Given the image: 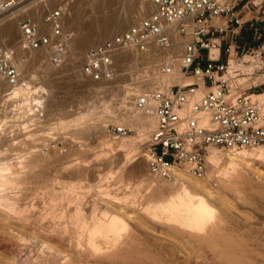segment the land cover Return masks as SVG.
<instances>
[{"label":"rangeland","instance_id":"rangeland-1","mask_svg":"<svg viewBox=\"0 0 264 264\" xmlns=\"http://www.w3.org/2000/svg\"><path fill=\"white\" fill-rule=\"evenodd\" d=\"M146 2L147 0H30L15 12L13 26L11 25L14 32L12 36H0V52H16L19 49L16 41L20 20L30 15L39 16L44 10L59 3L68 5L64 29L71 36L66 62L60 66H51L43 61V54L24 51L30 52L29 55L34 58L29 57V64L21 68V80L34 75L32 84L34 82L47 91L46 108L50 109V113L46 109V117L38 134L28 132L26 137L18 134L0 139V146L7 148L5 152L0 150L7 155L2 163L8 165L9 162H19L21 168L15 174L8 175L15 178V181L5 193L7 198L17 199L18 212L6 211L0 207V264H98L75 256L76 250L86 247L89 232H80L70 220V215L76 210L81 211L90 222L100 214L103 205L120 215L127 214L130 217L127 220V233L123 236L130 240V246L124 251L130 252L129 255L136 263L129 264H222L215 259L217 254L208 253L205 245L194 241L191 235L168 231L164 222H156L145 215L143 207L147 202L155 200V194L159 192L155 187L158 179L147 175L143 152L148 135L140 140L135 139L137 132L129 126L126 127L133 132L118 138H111L104 132L107 123L123 124L126 115L137 113L132 106L131 94L138 85L141 90L156 89L158 86L166 89L180 81L187 82L179 58L180 46L177 53L168 52L169 49L151 50L157 51L160 58L146 63V53H119L118 75L112 81L92 82L76 71L89 46L147 15L149 11L146 8L145 13H142ZM132 10L134 13H130ZM126 15L127 25L117 26L111 32L96 36L110 20L119 17L124 19ZM177 38L178 41L175 40L173 44L180 43L179 37ZM204 56L201 51L199 57L204 59ZM163 57L166 60L162 62ZM128 58H134L138 66L143 64L149 69L145 79L137 80L135 84L129 83V67L126 64ZM253 67L254 64L248 68L242 66L243 70ZM37 86L34 88L38 89ZM26 94L28 98L32 90H27ZM252 96L264 104V90ZM58 117L66 123L80 117V122L75 128L64 125L58 129L55 128ZM50 130L64 139L67 144L66 153L59 154L52 150L48 153L25 152V138H32L33 143L39 140L41 142L49 135L46 131ZM121 142L129 144L126 151L117 150V145ZM133 147L139 148L138 151L134 152ZM215 149L222 158V154L229 150L244 151L233 148ZM134 164L141 168L140 174L131 171ZM261 164L262 162L259 164L260 168ZM206 167L208 184L217 189L216 173L210 174L208 161ZM139 175L148 178L149 183L136 186ZM222 194L223 201L213 200L210 203L214 210L210 227L216 230L215 241L231 253L238 254L243 261L264 264V182L257 184L249 174L241 183L240 193L224 191ZM54 196L58 197L56 209L63 214V218L59 220L47 214L48 209L44 204ZM43 242L50 249L45 248Z\"/></svg>","mask_w":264,"mask_h":264},{"label":"built area","instance_id":"built-area-1","mask_svg":"<svg viewBox=\"0 0 264 264\" xmlns=\"http://www.w3.org/2000/svg\"><path fill=\"white\" fill-rule=\"evenodd\" d=\"M26 1L0 0V15ZM147 1L151 6L147 15L89 46L76 71L92 82L112 81L118 75V53L134 55L166 50L179 37L182 72L189 81L164 90L144 89L131 94L134 109L155 119L143 152L148 174L173 180L175 168L182 167L192 176L202 178L207 170L208 146L220 149L264 146V104L252 96L264 90V0ZM67 14V3H59L39 16L24 17L18 25V45L40 51L43 61L51 66L64 64L71 36L64 29ZM201 51L204 59L199 57ZM250 59L255 61L254 67L243 70L242 66L249 65ZM126 64L129 83L147 77L149 69L138 66L134 58H128ZM22 77L12 52L0 53L2 137L28 132L36 135L46 117L45 89L32 93L23 106L12 103L14 88L24 83ZM20 122L24 125L18 126ZM47 132L44 141L33 143L32 138L25 141L32 151L65 153L64 139L51 130ZM104 132L118 138L133 130L122 123H107ZM261 168L264 172V161Z\"/></svg>","mask_w":264,"mask_h":264},{"label":"bare ground","instance_id":"bare-ground-1","mask_svg":"<svg viewBox=\"0 0 264 264\" xmlns=\"http://www.w3.org/2000/svg\"><path fill=\"white\" fill-rule=\"evenodd\" d=\"M29 1L30 0H27L26 2L18 5L17 7L0 15V36H9V37L12 36V34L14 33L12 30V26H13L12 22L14 20L15 12L19 11L20 8L26 6V4ZM144 8H146L147 11L151 9V6L148 3V1L144 3L142 13H145ZM130 13H134V11L132 10ZM127 19H128V15H126L124 19L122 17H119V19L113 18L106 26L102 27L96 33V36H101L109 31L111 32L117 26L124 27L128 23ZM17 42L18 41H16V46L21 50L16 49L18 51L16 52L14 51L16 55V59L13 58L14 56L13 50L3 51V52H7V53L12 52V59L16 64L19 65L20 69L21 68L23 69L24 65L29 64V57L34 58L33 56L31 57L29 55L30 52L26 53L24 51H31L34 53L42 54L40 51L22 49ZM179 46L180 43L173 44V46L169 48V50L167 51L168 52L171 51L172 53H177V49ZM146 54L147 57L144 60L145 63L146 61H154V60L157 61L160 58V55L157 53V51H150L147 52ZM117 55H116V61H117ZM250 60L251 63L243 67L248 68L252 64L255 65V61L253 59ZM142 65L143 64H140V66ZM141 70L143 69L141 68ZM138 71H140V69ZM34 78H35L34 75H30L28 76V78H26V80H22L24 81L23 84L19 83L14 88L12 103H14L15 106L20 107L26 104L25 102L27 101V94H26L27 90L31 89L32 93H34L38 89H43L40 88V85L38 86L35 85L34 82L32 84V80ZM185 79L187 80V82L189 81L187 78ZM178 84H183V83L180 81ZM34 86H37L38 89H35ZM135 89L136 91H140L141 86L138 85ZM156 89L164 90L165 87L158 86ZM197 92L198 94H200L202 90L199 89ZM49 110L48 112L50 113ZM59 117L58 119L56 118L57 120L55 122V128L58 129L59 127L60 128L64 127V125H69L68 127L70 128L77 127L80 122L79 118L82 116L76 117L72 120L68 119L69 120L68 123L62 121L61 119H59ZM123 121H124L123 124L125 126H129L137 132V137H135V139L138 140L146 137L149 131L155 125V119L152 116L144 114L139 110H137V113L135 112V114L133 113L132 115H126L123 118ZM206 121L207 120L204 118L203 122L206 123ZM17 124L24 125V122H20ZM24 135L26 137V134ZM1 137L2 136L0 134V139ZM27 146H28V150H27ZM2 147L3 146H0V150L5 152L7 149V148L5 149L6 146H4L3 148ZM128 147L129 144H125L121 142L117 145V150L126 151ZM261 147L264 146H259L249 149L251 151H245L247 150L246 148H233L237 150L243 149L244 151L229 150L222 154L223 155L222 158L221 155H219V152L215 149L218 147L208 146L207 147L208 153L206 151V155H205L207 156L206 163L208 161V164L211 168L210 174L216 173V178L218 180L217 189H214L208 184V180L206 177L207 170H206V175L204 177L197 178L192 176L185 168L182 167L175 168L174 170L175 176L173 180H166L164 178L152 177L147 172V175L149 177L158 179L155 184V187L159 192L156 191L157 193L155 194L156 197L155 200L147 202L143 207L145 209L144 211L145 215L150 219L155 220L156 222H164L168 226L167 227L168 231L177 232V233L184 232L186 234L191 235L194 238V241H197L199 244L205 245V247L208 250V253L217 254L215 258L218 260L217 262H220L222 264H252L250 262L248 263L247 261L241 260V257L238 256V254L231 253L230 251L226 250V247L219 245L215 241L216 230L210 227L211 225L210 223L213 219V213H214L213 212L214 210L210 203L213 202V200H218L220 202L223 201L224 195L222 194V192L224 191H231L236 194L240 193L241 183L243 182V180L246 179V177L249 174L254 178L257 184L264 182V172L263 170H261L262 168H260L259 165L261 162L264 161V149H261ZM31 148L32 146L26 142V147L24 148L25 152L29 151L30 153H33L34 151H32ZM132 149L134 152H137L139 148L133 147ZM52 151H57V150H52ZM44 153H48V152H44ZM0 154L2 155L0 157V207H3V209H5L6 211L14 212L18 210V207L16 205L17 199L7 198L5 193L9 189L8 186H10V184H12L15 181V178L10 177L8 175L15 174L19 170L20 165L19 162L18 163L9 162L8 165L3 164L2 161L7 158V155L3 154L2 152H0ZM221 160L222 163L220 164ZM131 171H133L135 174H140L141 168L138 165L134 164ZM18 178L20 179V177ZM145 183H149L148 178H145V176L143 175H139L136 186L140 187ZM165 190H167V193H164ZM53 193H56V191H54ZM55 195L57 196L58 194ZM56 196H54V198H51L47 202H44V204H46L48 209L47 214H49L51 218L53 219L57 218L59 220L63 218V214L58 213L56 209V207L58 206L57 203L58 197ZM106 207L105 205H103L100 214L94 216L90 222L86 220L84 214L81 211L76 210L71 213L70 220L72 221L73 224H75L78 227L79 231L89 232V237L86 242V247L83 249L76 250L75 256H77L78 259H82V260H88V259L93 260L95 263L98 264L136 263V261H134L129 255L130 252L124 251V249L130 246V240H126L123 238V236L127 233V229H128L127 220L130 219V217L127 216V214L120 215L116 211H113L112 209H108ZM225 212L227 211L225 210ZM42 244L45 248L50 249L46 243L43 242Z\"/></svg>","mask_w":264,"mask_h":264}]
</instances>
